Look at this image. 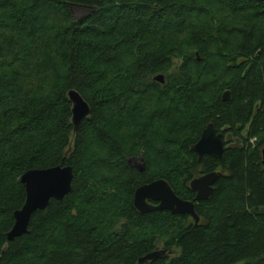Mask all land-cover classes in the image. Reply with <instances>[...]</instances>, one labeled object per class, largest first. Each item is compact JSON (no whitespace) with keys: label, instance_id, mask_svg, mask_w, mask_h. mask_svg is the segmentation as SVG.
Instances as JSON below:
<instances>
[{"label":"trees","instance_id":"16d2710c","mask_svg":"<svg viewBox=\"0 0 264 264\" xmlns=\"http://www.w3.org/2000/svg\"><path fill=\"white\" fill-rule=\"evenodd\" d=\"M72 89L90 107L75 132ZM210 122L241 145L199 161ZM262 148L263 2L0 0V264H264ZM58 165L71 192L8 241L21 176ZM213 171L198 224L133 205L157 179L193 200L191 180ZM161 245L171 253L139 261Z\"/></svg>","mask_w":264,"mask_h":264},{"label":"water","instance_id":"95a60500","mask_svg":"<svg viewBox=\"0 0 264 264\" xmlns=\"http://www.w3.org/2000/svg\"><path fill=\"white\" fill-rule=\"evenodd\" d=\"M264 3V0H257ZM72 11L78 9L87 12L89 8L71 5ZM154 79L160 83L165 81L164 75L159 74ZM68 99L72 104L71 122L75 132L82 120L90 115V107L80 93L69 90ZM231 92L226 90L222 94L223 101H230ZM200 161L203 155L221 159L225 151V141L222 132H218L213 122L201 132L197 142L191 147ZM128 163L139 171H143L145 164L142 158H130ZM220 171H213L195 177L190 182V189L195 193L193 200L180 198L169 183L164 179H157L139 186L134 192L133 205L140 213L150 211H169L174 215H188L195 224L199 223V216L195 211V203L207 200L211 197L214 184L217 182ZM73 171L71 166H53L45 169L26 171L20 178L24 186L26 197L23 206L14 212V223L6 234L8 241L22 236L28 232L31 216L38 210H45L50 200L62 201L72 190ZM171 251L169 249H157L139 261H153L162 258Z\"/></svg>","mask_w":264,"mask_h":264},{"label":"rangeland","instance_id":"374dc122","mask_svg":"<svg viewBox=\"0 0 264 264\" xmlns=\"http://www.w3.org/2000/svg\"><path fill=\"white\" fill-rule=\"evenodd\" d=\"M83 13H85V12L82 11V15H83ZM80 14H81V13H80ZM80 14H79L78 12H76V16H77V17H78ZM179 63H180L179 60H175V61L173 62V67L178 66ZM224 141L228 142L226 146H229V147H230V146H233V145H239V146L241 145V143H240L235 137H233L232 134H230V133H229L228 135L225 136ZM262 149H264V148H262ZM159 249H163L162 245L159 247Z\"/></svg>","mask_w":264,"mask_h":264}]
</instances>
